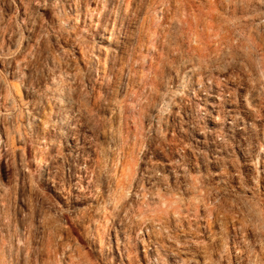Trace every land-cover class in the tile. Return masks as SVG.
<instances>
[{"label": "rangeland", "instance_id": "obj_1", "mask_svg": "<svg viewBox=\"0 0 264 264\" xmlns=\"http://www.w3.org/2000/svg\"><path fill=\"white\" fill-rule=\"evenodd\" d=\"M261 1L0 0V264H264Z\"/></svg>", "mask_w": 264, "mask_h": 264}, {"label": "bare ground", "instance_id": "obj_2", "mask_svg": "<svg viewBox=\"0 0 264 264\" xmlns=\"http://www.w3.org/2000/svg\"><path fill=\"white\" fill-rule=\"evenodd\" d=\"M261 2H263V4L261 3ZM260 3V5H264V1H261ZM260 19V18H259ZM238 27V26H237ZM238 37H243V36H245V35H243L241 32L240 33H238V35H237ZM246 37V36H245ZM0 60L1 61H4L2 58H1V56H0ZM256 68V67H255ZM257 72V71H256ZM258 73V72H257ZM264 86V85H263ZM237 208V207H236ZM239 214V213H238ZM240 215V214H239ZM240 217V216H239ZM245 218V217H244ZM249 222V221H248ZM251 222V221H250ZM253 225V224H252ZM251 225V226H252ZM238 253V252H237ZM205 259V258H204ZM208 259V258H207ZM206 261V260H205ZM211 261V260H210ZM212 264V263H211ZM227 264V263H226Z\"/></svg>", "mask_w": 264, "mask_h": 264}]
</instances>
